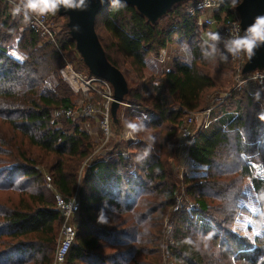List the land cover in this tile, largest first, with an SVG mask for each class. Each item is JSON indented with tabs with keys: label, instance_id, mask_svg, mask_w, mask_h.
<instances>
[{
	"label": "trees",
	"instance_id": "trees-1",
	"mask_svg": "<svg viewBox=\"0 0 264 264\" xmlns=\"http://www.w3.org/2000/svg\"><path fill=\"white\" fill-rule=\"evenodd\" d=\"M195 3H175L155 22L119 2L96 16L104 57L127 84V120L144 130L134 133L135 140L120 141L117 122L111 150L81 169L95 143L79 124L59 115L75 105L58 75L63 55L76 51L67 18L51 44L29 28L28 17L11 15L0 0V264L53 259L60 218L42 170L63 196L79 200L76 238L65 264H159L162 214L173 204L169 161L176 154V131L188 114L210 106L216 85L209 65L231 67L223 38L205 57L207 28L198 23L199 13H189ZM176 37L188 48L189 63L173 59L160 76L144 78L146 58H157ZM13 47L20 59L10 54ZM133 113L144 118L135 120ZM212 116L218 119L187 150L206 175L199 182L182 176L197 209L174 212V264H264V183L251 166H264V85L256 99L232 91L214 103Z\"/></svg>",
	"mask_w": 264,
	"mask_h": 264
},
{
	"label": "built area",
	"instance_id": "built-area-1",
	"mask_svg": "<svg viewBox=\"0 0 264 264\" xmlns=\"http://www.w3.org/2000/svg\"><path fill=\"white\" fill-rule=\"evenodd\" d=\"M8 4L10 12H14V9L20 8L21 11L15 14L25 15L23 9V2L20 0H5ZM242 0H199L195 3L193 8H190L189 13L194 15L195 12L199 13L198 23L201 26L211 30L216 28L220 32L223 39L227 42L229 39L235 38L236 36H242V30L240 27V20L236 12V7L241 3ZM233 4V8H229L228 11L224 9L225 6ZM55 14L37 15L27 13L28 26L33 31L37 32L40 40L54 44L57 27L54 26ZM14 14V15H15ZM247 58L246 53L241 51L237 55L230 54V64L232 65L233 76L239 86L244 85L246 88H250L251 85L254 89V93L258 88L264 85V70L254 71L249 74H244V66ZM73 79L78 84L83 92L92 91L96 96L100 97L101 103L95 106L93 103H84L79 105L76 109H66L61 114L70 120L75 118H98L97 129L99 131V146L104 148L107 147L112 137V129L110 125V106L113 102L111 94V88L107 81L97 77L80 76L77 73H72ZM121 106L129 108L130 105L122 103ZM213 107L199 113H190L187 115L184 122L179 127L178 131V142L175 145L177 151H186L194 144L198 133L206 130L213 122L218 118L212 116ZM234 118L237 117V113H233ZM196 120H199L198 126L195 129L194 125ZM186 164L192 168H201L203 172L199 174H206V169L195 164L186 155ZM256 177L264 183V166L261 163H251ZM185 174H189V171ZM196 174V173H195ZM43 185L48 190L53 198V209L58 213L60 218V227L58 233L57 246L53 254L52 264H65L66 256L74 244L76 238V223L75 220L78 217L79 212V200L76 194L65 197L63 196L54 185L52 178L48 174H43ZM191 211L197 209L196 204L189 206ZM188 209V210H189ZM178 204L175 205L174 211H178ZM168 255L164 258L162 264H171L168 260Z\"/></svg>",
	"mask_w": 264,
	"mask_h": 264
},
{
	"label": "rangeland",
	"instance_id": "rangeland-1",
	"mask_svg": "<svg viewBox=\"0 0 264 264\" xmlns=\"http://www.w3.org/2000/svg\"><path fill=\"white\" fill-rule=\"evenodd\" d=\"M190 2L194 3V1H190ZM14 14L15 13L11 11V15H14ZM64 22H65L64 17H59V18L54 20V23H55L54 26L57 27V31H56L57 34L60 32V29H61L60 27ZM214 31L219 33L220 37L223 38L222 37L223 35L221 36L220 32H218L216 28H213L211 30L207 29V32H214ZM207 32H205V33H207ZM56 37H57V35H56ZM10 54L12 56H14L16 59L20 58V56L17 54V51L14 47L10 50ZM63 59L65 61V66H63L62 68H60L58 70V75L61 78V80L67 84V86L71 89V91L73 93V97H74L73 101H74L75 105H74V107H71V108L76 109L79 105L84 104V103H93L95 106H98L101 103L100 97L96 96L92 91L83 92L82 88L78 84H76L75 79H73L72 73H77L78 75L84 76V77L85 76L94 77L93 75H90L88 69H84L80 65V60L82 62V59L79 56V54L77 53V51H73L67 55H63ZM173 59H179L181 62H183L185 64H188L190 61L188 48L182 42V40L178 37L174 38L173 41L171 43H169L164 50H161L159 53V56L157 58H154L152 56H149L146 58V68L143 72L144 78H149L152 76L153 77L160 76L161 73H163L164 71H166L167 69L170 68L171 61ZM208 70H209V74H210L211 78L213 79V81L215 82V85H216L215 92L212 94L213 95L212 97H214V98L211 100L210 107H214V103L217 100H225L228 97V95L234 90L244 91L248 96L256 99V97L259 93V88L254 93V89L251 85H248V86H250V88H246L244 85L239 86L238 82H236L234 79L232 65L230 67V70H223V69L218 68L216 63H212L209 65ZM87 72H88V74H87ZM123 80H124V78H123ZM107 83L109 84V86L111 88V94L113 97L114 96L113 87L109 82H107ZM124 83H125L126 90H127V84H126L125 80H124ZM117 110H118V113H117ZM62 111H64V110H61L59 112L60 113L59 115H61ZM133 114H134V119L138 120L140 122L144 118L143 116H141L139 114H135V113H133ZM83 119H85V120H82V118L77 117V118H75V120H71V121L75 122L76 124H79L81 129L85 130L86 132H88V134L91 135V133H89V132H90V130L96 128L97 123H98V118L96 117L95 119L94 118H90V119L83 118ZM127 119H129V118L126 117L125 112H124V108L121 105L118 106V108L115 110V112L113 114L111 113V106H110L111 129H113L114 125L118 126L117 122H119L121 128H120V132L118 130V132H119L118 139L120 141L122 140V138L126 139V141L132 140L130 138V136H128V134H126V131L128 132V129L126 128V123L131 121V120H127ZM198 123H199V120H196L195 125H194L195 129L197 128ZM178 131H179V128L177 129L176 134H175V144H177V142H178V136H179ZM95 132H97V131L94 130L92 132V135L91 136L89 135L90 138L92 139V141L95 143L94 149H93L91 155L83 162L81 169L86 167L91 160L97 158L100 155H104V153H107L108 151H110L111 148L113 147L115 141H116V140H114V132L112 130L113 134H112V137L110 138L108 146L102 148L98 144V142H99L98 133H97V137H96ZM123 133L125 135L122 137ZM131 137H133V140L137 139V137L134 134H132ZM174 150L176 151V154H175L176 159L174 157V159L169 161L170 162L169 163V165H170L169 169H170V171L172 173V177L174 179L173 182L175 183V187H174L173 194H172L173 195L172 196L173 197L172 198L173 204L170 207H168L166 210H164V212L162 214L163 219H162V225H161V232H160V236H159L160 238H159V241L157 242V245H156L157 249L159 251V253H158V256L160 259L159 264L163 263L164 258H166L167 255L169 258L168 260L171 262V264H174V261H173L172 255H171V249L169 248L172 246V243H173L172 238H171L172 237L171 233H172V228H173L174 212H178V211L180 212L181 211V212H185L187 214H192L195 211V210L191 211L189 209V206L191 204H196V202H194L192 200V198L190 196H188V194L186 193V186H189V185L183 184L182 176H194V177H192V181L199 182V180L202 178V176L206 175V174H199V173L203 172V169L192 168L190 165L186 164L185 160H186L187 154L184 153L186 151H177L176 148ZM188 171H189V174H185ZM42 173L48 174L45 170H42ZM176 204H178V206H179L178 211H174ZM76 220L74 223H76ZM59 227H58V233H59ZM57 241H58V234H57V238H56V243L53 246L52 251H51L52 254H54L55 248L57 246ZM51 256H53V255H51ZM52 261H53V259L50 261V264H52Z\"/></svg>",
	"mask_w": 264,
	"mask_h": 264
},
{
	"label": "water",
	"instance_id": "water-1",
	"mask_svg": "<svg viewBox=\"0 0 264 264\" xmlns=\"http://www.w3.org/2000/svg\"><path fill=\"white\" fill-rule=\"evenodd\" d=\"M182 1L199 0H117L119 3L136 7L150 22H155L175 3ZM112 3L113 0H85V4L81 6L83 10L59 6L57 15L67 18V28L75 42V49L90 75L104 79L112 85L114 96L111 113L113 114L123 103L127 90L120 72L106 61L95 33L96 16ZM236 12L243 36L245 30L254 23L255 18L264 15V0H242L236 7ZM246 58L244 74L264 70V43L254 49L251 58L246 53Z\"/></svg>",
	"mask_w": 264,
	"mask_h": 264
},
{
	"label": "clouds",
	"instance_id": "clouds-1",
	"mask_svg": "<svg viewBox=\"0 0 264 264\" xmlns=\"http://www.w3.org/2000/svg\"><path fill=\"white\" fill-rule=\"evenodd\" d=\"M113 3H117V0H113ZM84 4L85 0H23V9L25 18H27V13L29 12L37 15L55 14L59 6H63L66 9L83 10L81 6ZM20 11L21 9L19 7L14 9L15 13H19ZM220 39L221 37L217 32L205 33L204 43L208 45V51L204 52L205 57L215 53V42L220 41ZM262 43H264V15L257 16L254 23L245 30L243 36L238 35L235 38L229 39L224 46L227 52L232 55H237L243 51L251 58V56L254 55V49ZM222 58L226 59V57ZM126 128L128 129V135L131 136L134 133L143 131L144 125L142 123L130 121L126 123ZM185 242L192 243L190 239Z\"/></svg>",
	"mask_w": 264,
	"mask_h": 264
},
{
	"label": "crops",
	"instance_id": "crops-1",
	"mask_svg": "<svg viewBox=\"0 0 264 264\" xmlns=\"http://www.w3.org/2000/svg\"><path fill=\"white\" fill-rule=\"evenodd\" d=\"M19 59H20V58H19ZM94 130L97 131V132H95V136L97 137V133H98V136H99V131H98V129H97V126H96V128L90 130L89 133H91V135H92V132H93ZM87 133H88V132H87ZM124 133H125V132H124ZM124 133L122 134V137L125 135ZM126 134H128L127 131H126ZM89 135H90V134H89ZM91 135H90V136H91ZM95 136H94V137H95ZM128 136H129V135H128ZM130 138L133 140V137L130 136ZM122 140H123V141H126V139H124V138H122ZM127 141H129V140H127Z\"/></svg>",
	"mask_w": 264,
	"mask_h": 264
}]
</instances>
